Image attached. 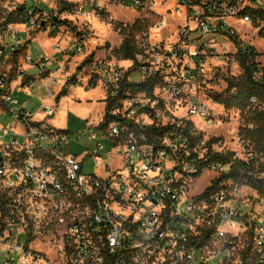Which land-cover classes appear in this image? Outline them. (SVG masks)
Listing matches in <instances>:
<instances>
[{
  "label": "built area",
  "instance_id": "obj_1",
  "mask_svg": "<svg viewBox=\"0 0 264 264\" xmlns=\"http://www.w3.org/2000/svg\"><path fill=\"white\" fill-rule=\"evenodd\" d=\"M41 1L0 0V112L12 118L0 125V264L39 259L34 244L47 234L65 264H264V160L242 121L224 138L205 98L218 74L228 76L222 67L240 73L236 55L250 46L240 33H264V0H66L67 11ZM162 3L175 41L152 43L145 29L135 36V64L88 53L68 67L103 44L72 17L98 21L112 5L153 16ZM65 27L71 34L50 53L26 51L30 32ZM210 60L218 61L212 74ZM146 81L149 91L132 87ZM77 82L101 88L108 105L107 118L103 110L88 128L94 148L80 155L67 150L65 129L44 120ZM27 89L40 102L34 112L17 99Z\"/></svg>",
  "mask_w": 264,
  "mask_h": 264
},
{
  "label": "rangeland",
  "instance_id": "obj_2",
  "mask_svg": "<svg viewBox=\"0 0 264 264\" xmlns=\"http://www.w3.org/2000/svg\"><path fill=\"white\" fill-rule=\"evenodd\" d=\"M42 0L40 6L44 7ZM49 5L52 4V0H46ZM71 2H75L76 0H68ZM154 7L156 14L153 16H147L146 12L137 11L132 8H125L119 5L110 6L108 14L104 18H100L97 20L93 19L89 22L85 21L82 17L75 18V24L78 29L81 30L80 27H85L87 24L89 34L92 38L99 40V43H103L97 46H87L82 54H76L69 59L71 61L68 67L72 69L76 65L83 60V57L88 53H93V57H109L116 58L114 54L111 53V49L119 46L122 37L118 33L116 29H114V23H122L123 25H131L136 20H144L146 23V30L149 34L150 41L152 43H156L161 41L164 44L171 43L175 41L174 31H172L173 26L176 24V21L171 18L169 14L164 12L165 6ZM71 18V16H70ZM165 21L166 27L162 28L159 32L155 30V27ZM64 30L61 34L63 35H50L45 31H41L40 29L34 30L33 34H30V38L33 39L36 36L40 38L34 39L31 42L27 43L26 51L30 54L33 59H36L44 52L50 53V45L55 40H63V37L67 36L66 34H71V28L65 27L62 28ZM133 33L137 36L139 33ZM21 36L25 37V33H20ZM198 35V34H195ZM218 39L221 41H228V38L222 34L217 35ZM209 36L204 35L199 37V41L207 42ZM240 41L245 45H250L252 48L258 53L257 60L264 66V33L258 32L257 36L252 38L250 34L246 32L240 33ZM192 45H190L189 49ZM117 59V58H116ZM218 61L210 60L209 67L210 69L207 71L212 74L214 69H212L213 65H215ZM124 66H127L129 63L122 62L120 63ZM224 66V65H223ZM223 70H227V75L230 73H234L237 75L239 70H235L231 66L222 67L219 73H222ZM132 77L136 76V73L131 75ZM216 79L213 82V90L216 92L223 91L226 87L225 81L220 78ZM72 92L73 94L79 97V100H75L71 95H66V99L61 102V112H56V114L52 117L48 118V123L54 125L55 127H59L61 129H66L67 131V141L66 145L67 150L74 154L80 155L83 152H88L95 146L96 139H89V126L92 125V121H95L97 118L98 111L100 109L101 102L96 101V95L101 91L90 90L88 92L82 91L80 88H75ZM32 95V91L29 89L25 90L23 94L18 95V101L25 102V106L28 110L34 112L37 110L40 102L37 98ZM75 97V96H74ZM207 102L209 104H213L211 107L214 109V112L218 114L220 120V132L223 134L224 138L228 140L230 135L235 133L236 127L241 123L239 111L235 109L225 110L221 105L213 103L209 97V92L205 95ZM39 118V116H37ZM11 116L6 113L0 112V125L7 126L11 122ZM95 131V129H94ZM83 132V133H82ZM97 138H100L101 133L96 132ZM105 142V141H104ZM83 170L85 172L91 171V166L89 160L84 164ZM203 182V180H202ZM51 237L49 235H43L39 239L36 240V245L34 246L40 250L42 253L39 259L35 261L29 262L30 264H65V256L55 252L54 242L55 239L50 240ZM8 264H16V262H11Z\"/></svg>",
  "mask_w": 264,
  "mask_h": 264
},
{
  "label": "trees",
  "instance_id": "obj_3",
  "mask_svg": "<svg viewBox=\"0 0 264 264\" xmlns=\"http://www.w3.org/2000/svg\"><path fill=\"white\" fill-rule=\"evenodd\" d=\"M57 6L61 11H67L71 8V3L66 0H57ZM20 8H18L19 10ZM6 21L14 20V16L7 14ZM65 23V22H64ZM146 23L144 20H136L131 25L114 23V29L121 35L122 40L118 47L111 49V53L118 60L130 59L136 63L135 56L139 52L133 33H140L145 30ZM34 31L30 32L33 34ZM136 33V34H137ZM256 51L251 46H245L244 51H239L236 55L240 73L237 76L223 77L226 87L223 91L209 92L210 99L221 105L225 110L235 109L239 111L240 119L243 122L240 126V132L250 138L264 160V66L262 65V76L258 80L251 79V72L261 63L257 60ZM86 61V60H85ZM134 89L149 91L152 87L151 81H146L132 86ZM62 89L56 101L64 94ZM253 99V101H251ZM108 105H105L103 119L107 118L106 112ZM251 123L252 129L246 130L244 125ZM227 161L228 157H222Z\"/></svg>",
  "mask_w": 264,
  "mask_h": 264
},
{
  "label": "crops",
  "instance_id": "obj_4",
  "mask_svg": "<svg viewBox=\"0 0 264 264\" xmlns=\"http://www.w3.org/2000/svg\"><path fill=\"white\" fill-rule=\"evenodd\" d=\"M38 36H36L33 39H30L28 42H31L34 39L40 40V38H38ZM77 87L80 88L84 92H88L90 90H95V91L96 90L97 91L100 90L101 91V93L99 92L96 95V101L101 102V105H100V109H99L98 114H97V118H96L95 121H92V124L98 122L101 119V116H102V113H103V110H104V105H105L104 100H103V98H104L103 91L99 87H89V86H86V84L84 82H77V83L67 84L66 86L63 87V89L65 90L64 94L62 96H60L57 101H54V104H55V112H54L53 116L56 114V112H58V113L61 112V109H62L61 108V102L66 99V95L67 94L68 95H71L75 100H79V97L77 95H75V94L72 93V92H74L73 90L75 88H77ZM49 117H52V116H49ZM49 117H46L44 120L46 122H48V118ZM50 125H52V124L50 123ZM52 126H54V125H52ZM56 128H59V127H56ZM66 131H68V130H66Z\"/></svg>",
  "mask_w": 264,
  "mask_h": 264
}]
</instances>
